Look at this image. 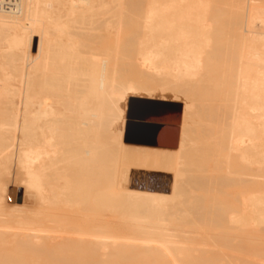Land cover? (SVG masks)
Returning <instances> with one entry per match:
<instances>
[{"label": "bare ground", "instance_id": "obj_1", "mask_svg": "<svg viewBox=\"0 0 264 264\" xmlns=\"http://www.w3.org/2000/svg\"><path fill=\"white\" fill-rule=\"evenodd\" d=\"M0 169V264H264V0H0Z\"/></svg>", "mask_w": 264, "mask_h": 264}, {"label": "rangeland", "instance_id": "obj_2", "mask_svg": "<svg viewBox=\"0 0 264 264\" xmlns=\"http://www.w3.org/2000/svg\"><path fill=\"white\" fill-rule=\"evenodd\" d=\"M131 93L134 95V99H133V100H142V102H144V100H148V101H152V102H154V103H155L156 101H157V102L159 101V102L169 103V102H171V101H170L171 98L174 97V95H173L174 93L171 92V91H170V92H169V91L160 92V91L157 90L156 92H154V94L152 95V98H150V99H149V97L147 96V94H146L145 92H143V91H139V92H131ZM161 93H162V94H161ZM172 93H173V94H172ZM179 95H180V94H179ZM162 96L165 97V100H161V99H160ZM182 96H183V95H182ZM159 97H160V98H159ZM178 97H179V96H178ZM168 99H169V100H168ZM179 99H180V100H182V99L184 100V97H181V95H180ZM133 100H132V101H133ZM180 100L177 101V103L181 105V104H182V101H180ZM132 101L129 103V105L132 103ZM154 103H148V104H147L146 102H144V103H141V104H140V103H138L137 101H134V102L132 103V107L130 108V106H129V110H130L131 112L128 113V115H127V112H128L129 110L127 109L128 111L126 112V119H127V120H132V121H134V120H136L137 117H139V116L148 117L149 119L151 118V119H156V120L159 119V118H161L162 121L158 120V121H154V123L168 124V123L163 122V120L165 121V119H169V118H170L169 115H167L168 113H166V111H167V110H166V107H164V106H158V105H155ZM127 107H128V105H127ZM176 107H177V106H175V109H174V111H173L172 114H171L172 116H175L179 111L181 112V109L179 110V108H176ZM136 121H137V120H136ZM151 121H153V120H151ZM137 138H138L137 135H132V134H130V135H129V141H128V143H129V144H138L137 142H135V141L137 140ZM171 141H172V140L167 141L168 144H170ZM138 145H142V144H138ZM164 147H165V146H164ZM166 147H168V148H173L174 146H173V145H170V146L167 145ZM12 166H13V165H12ZM11 169H12V172H13V173H16L15 171H17V169L15 170V166H13V168H11ZM14 170H15V171H14ZM11 176H12V178H11ZM11 176H10V174L8 175L6 172H4L3 170L0 169V180H1L0 182H7V181H9V180H12V179L14 178L15 175H14V174H13V175L11 174ZM170 176L172 177V174H170ZM171 177H169L168 179H163V178H162V179H159V178L153 179V178H149L148 176H146V175L143 174V173H139V174H137V175L135 174V175L132 177V180H133L134 182H137V183H139V184H143V185L157 184V185L166 186V187H168V189H169L170 186H171ZM13 180H14V184H15V186H16L15 188L17 189V192H18V193H17V196H16L15 198H12L11 200H8V201H9V202H12V203H17V204H20V205H23V204L28 205V204H30V199H29L28 197L25 196L24 190H23V188H22L23 186H21V184H19V180H18V179H13ZM20 193H22V197H21V199L19 200ZM26 203H28V204H26ZM212 211H213V212H216V211H214V210H212ZM206 220H207V222H208L210 219L205 218L203 221H199V223H197V224H198V226H199L200 228L203 229V226H202V225H204V223H205L206 225H208V223H209V225H208L209 228H208V226H207V227H204V229H203V230L201 229V231H199L200 233H198V230H197V229L199 228V227H198V228H196L197 233L200 234V236H201V233H205V235L208 234L209 237L211 236L212 233H213L214 235L216 234V235H215V237L217 236L216 240L219 241V237H220L221 240H224V241H227V242H226V243L222 242V243H224V244L221 245V243L218 244L220 241L217 242V241L215 240V241H216V244H218L219 246H215V245H214V246L217 247V248H221V247H220V245H221V246H223V249L225 250L224 245L227 244L228 242H229V243L232 242V240H233L234 237H235L234 235H235V234L237 235V233L234 232V233H235V234H234L233 231H232L233 229L229 230V232L231 231V232L229 233L228 231H226V230H228V229H224L225 226H223L224 228H222V225H225V223H226L224 220L222 221V224H220V225L218 224V226H221L220 228L223 229V232H221V233H219L221 230L218 231L217 228H214L215 224H210V222H211L212 220L209 221L208 223L206 222ZM213 221H214V220H213ZM200 222H201V224H200ZM202 222H203V223H202ZM214 223H216V222H214ZM217 223H218V222H217ZM217 223H216V224H217ZM197 224L195 225V227L197 226ZM199 224H200L202 227H201ZM206 225H204V226H206ZM211 225H212V229H210V228H211ZM218 226L216 225L215 227H218ZM229 227H230V225H229L228 227H226V228H229ZM207 228H208V229H207ZM220 228H219V229H220ZM230 228H231V227H230ZM199 230H200V229H199ZM206 230H208V231L206 232ZM209 230H210V231H209ZM203 231H205V232H203ZM224 231H225V233L228 232L229 236L231 235V236H234V237H231V236L228 237V236H227L228 234H226V237H223V236L225 235ZM234 231H235V230H234ZM210 232H212V233H210ZM257 233H259V232H257ZM257 233L255 232V234H257ZM260 233H261V236H260V237H258L260 234H259V235L257 234L258 236L254 234V236L258 238V239L256 240L257 242L255 241V239H252V238L249 239V241H252V240H253V242H250V244H251L252 246H253V245L255 246L256 243L259 244V245H260V243H261V244L264 243V239H263V237H262L263 234H264V231H260ZM213 234H212V236L214 237ZM219 234H224V235L221 236V235H219ZM203 235H204V234H202V236H203ZM205 235H204V236H205ZM208 235H207V236H208ZM218 235H219V236H218ZM202 236H201V237H202ZM204 236H203V237H204ZM203 237H202V238H203ZM213 237H211V238H213ZM236 237H239V236H236ZM255 237H253V238H255ZM202 238H201V239H202ZM207 238H208V237H207ZM207 238H206V240H209V241L211 240V239H207ZM229 238H233V239H232V240H231V239L229 240ZM201 239H199V240H200V241H203V240H201ZM203 239L205 240V237H204ZM251 239H252V240H251ZM259 239H261V240L258 241ZM262 239H263V240H262ZM228 240H229V241H228ZM209 241H208V242H209ZM211 241H212V240H211ZM211 241H210V242H211ZM215 241L213 240V242H215ZM234 241L237 242L236 239H235ZM203 242H204V241H203ZM235 242H233V243H235ZM240 242H241V241H240ZM240 242H238L239 244H238V243H237V244H238L239 246H241V245L244 244V246H247V247H245V249L248 250V248H249L248 246H249V245H248L247 241H246V243H245V240L243 241V243H240ZM259 242H260V243H259ZM205 243H207V242L205 241ZM211 243H212V242H211ZM253 243H254V244H253ZM209 244H210V243H209ZM237 244H236V247H239ZM207 245H208V244H207ZM212 245H213V244L208 245V246H209V249H212V248H210V246H212ZM228 245H230V244H228ZM231 245L234 246L235 244L233 245V244L231 243ZM251 245H250V246H251ZM214 246H213V247H214ZM232 246H231V248H232ZM244 246H243V248H242V246H241L240 248L244 249ZM252 246H251V247H252ZM254 246H253V248H255ZM260 246H262V245H260ZM227 247H228V246H227ZM227 247H226V248H227ZM251 247H250V248H251ZM256 247H257V249H258L259 246H256ZM206 248H207V247L205 246V249H206ZM228 248H229V249H228V250L226 249V250H227V251H230V250H231L230 247H228ZM250 248H249V250H250ZM253 248H251V249H253ZM223 249H220V250H219V249H218V250H212V251H210V253L208 252L209 254H207V255H208L209 257L206 255V253H207V249H206V251L203 250V252H202L203 255H201V252H199V254H200L201 257L198 256L200 259H197V260H199V261L201 260V262H202L203 260H205V262H206V260H207L208 258L210 259V257L216 260V258H214V256H216L218 252L220 253L221 250H222L221 255H223L222 253L225 252V255L228 256L230 252H229V253H227L226 251L223 252ZM233 249L238 250V249L235 248V246H234V248H232V250H233ZM232 250H231V253H232V254L235 253V254H233L234 256L231 255V254H230V255L232 256V258H233V257L235 258L236 255H237V254H236L237 251L235 252V250H234V251L232 252ZM246 250H244V251L246 252ZM249 250H248V251H249ZM258 250H259L258 252H261V249H258ZM204 251H205L206 253H205ZM213 251H214V253L216 252L214 256L212 255L213 253H211V252H213ZM217 251H218V252H217ZM238 251H239L238 254H240L239 257H241V255H242V256H243V255L246 256V255L244 254V253H245L244 251L242 252L243 254H241V252H240V251H242V250H238ZM251 251H252V250H251ZM253 252H254V250L252 251V253H250V251H249V254L252 255V254H254ZM246 253L248 254V252H246ZM249 254H248V255H249ZM210 255H211V256H210ZM221 255H218V256H216V257H219V256H221ZM225 255L222 256V258L225 257ZM251 255H249L250 257L248 256L250 259H252V258H251V257H252ZM205 256H206V257H205ZM212 256H213V257H212ZM227 256L225 257V259L227 258ZM231 256H230V259H229L230 261L232 260V259H231ZM237 256H238V255H237ZM244 256L241 257V258H245ZM203 258H204V259H203ZM228 258H229V257H228ZM234 258H233V260H235ZM241 258H240V259H241ZM249 258H248V259H249ZM219 259H220V257H219ZM219 259H217V260H218L219 262H221ZM225 259H224V260H225ZM248 259H247V257H246V260H248ZM210 260H211V259H210ZM210 260H209V261H210ZM224 260H222L221 263H223ZM243 260H245V259H243ZM209 261H208L207 263H209ZM211 261H213V260H211ZM218 261H217V262H218ZM225 261H226V260H225ZM225 261H224V262H225ZM250 261H251V260H250ZM205 262H204V263H205ZM221 263H220V264H221ZM240 263H241V262H240ZM218 264H219V263H218Z\"/></svg>", "mask_w": 264, "mask_h": 264}, {"label": "water", "instance_id": "obj_3", "mask_svg": "<svg viewBox=\"0 0 264 264\" xmlns=\"http://www.w3.org/2000/svg\"><path fill=\"white\" fill-rule=\"evenodd\" d=\"M139 117H137L138 119ZM145 119L148 120H156V119H149L148 117H144ZM176 131H175V137H174V141L175 143H177L178 141V127L177 125L179 124L180 120L177 117L176 121ZM155 126L150 127L148 125H141L142 130L137 129V131L139 130L140 134H138V138L135 142L139 143V144H148V145H157V146H166L165 142L163 140H159V139H167V136L169 133L163 131L160 127L159 129L155 128ZM135 130V127H132ZM128 134V133H127ZM176 145V144H175ZM22 197V193H20L19 196V200Z\"/></svg>", "mask_w": 264, "mask_h": 264}]
</instances>
